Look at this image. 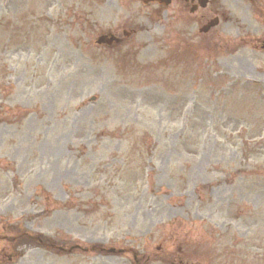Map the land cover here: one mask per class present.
<instances>
[{
  "label": "rangeland",
  "instance_id": "1",
  "mask_svg": "<svg viewBox=\"0 0 264 264\" xmlns=\"http://www.w3.org/2000/svg\"><path fill=\"white\" fill-rule=\"evenodd\" d=\"M225 6L178 52L158 13L104 49L75 0H0V264H264L262 27Z\"/></svg>",
  "mask_w": 264,
  "mask_h": 264
},
{
  "label": "flooded vegetation",
  "instance_id": "2",
  "mask_svg": "<svg viewBox=\"0 0 264 264\" xmlns=\"http://www.w3.org/2000/svg\"><path fill=\"white\" fill-rule=\"evenodd\" d=\"M225 1L227 0H170L165 4L161 0H75V5L79 10L80 17L77 19L82 29L88 27L91 22L97 29L98 36L106 35L112 38L108 46L110 48L137 46L136 38L142 31V19L152 13H162L165 18L170 19L171 29L167 32L170 40L166 34L160 36V42L170 44L179 51L188 47L187 45L190 47L191 43L193 45L194 34H206L215 29L218 24L207 31L203 30L212 19L226 18ZM236 1H243L249 14L261 25L260 31L253 35V42L256 49L263 50L264 0ZM87 15H91L92 19L87 20ZM195 24L199 27L197 30H194Z\"/></svg>",
  "mask_w": 264,
  "mask_h": 264
}]
</instances>
